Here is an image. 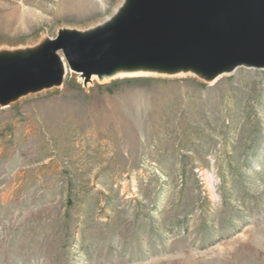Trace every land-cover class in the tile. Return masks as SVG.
Instances as JSON below:
<instances>
[{"label": "rangeland", "instance_id": "obj_1", "mask_svg": "<svg viewBox=\"0 0 264 264\" xmlns=\"http://www.w3.org/2000/svg\"><path fill=\"white\" fill-rule=\"evenodd\" d=\"M125 1L0 0V51ZM67 71L0 104V264H264V68Z\"/></svg>", "mask_w": 264, "mask_h": 264}, {"label": "water", "instance_id": "obj_2", "mask_svg": "<svg viewBox=\"0 0 264 264\" xmlns=\"http://www.w3.org/2000/svg\"><path fill=\"white\" fill-rule=\"evenodd\" d=\"M117 13L90 32H60L37 51H0V104L61 84L60 57L84 82L117 69L190 70L207 82L264 68V0H126Z\"/></svg>", "mask_w": 264, "mask_h": 264}, {"label": "bare ground", "instance_id": "obj_3", "mask_svg": "<svg viewBox=\"0 0 264 264\" xmlns=\"http://www.w3.org/2000/svg\"><path fill=\"white\" fill-rule=\"evenodd\" d=\"M121 10V9H120ZM119 10V11H120ZM118 11V12H119ZM118 14V13H117ZM116 14V15H117ZM112 18H110V20H112ZM109 20V21H110ZM108 21V22H109ZM41 46H37L35 47L34 49L32 50H28V51H37L39 50ZM11 52H13V50H11ZM60 62H61V66H62V77L65 76L66 73H68L67 71V65L66 63L64 62V60L60 57ZM70 70V69H69ZM71 71V70H70ZM182 73H191V74H194L192 71L190 70H176V71H158V70H154V69H144V68H136V69H117L115 70L112 74H110L108 77L102 79V80H105V79H109V78H118V77H136V76H144V75H167V76H172V75H177V74H182ZM223 74H226V72H222L218 75H216L215 77H213L212 79L208 80V82H214L218 77L222 76ZM92 78H96L95 75H92L89 79V81H91ZM60 85V83L58 84ZM58 85H55V86H58ZM33 92V91H31ZM29 93V92H28ZM27 93H24L20 96H18L17 98H20L21 96L25 95ZM15 98V99H17Z\"/></svg>", "mask_w": 264, "mask_h": 264}]
</instances>
